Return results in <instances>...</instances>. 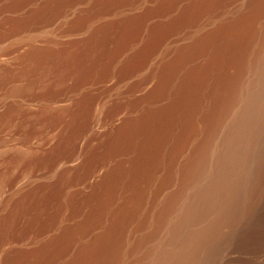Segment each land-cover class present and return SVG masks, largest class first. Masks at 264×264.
Here are the masks:
<instances>
[{"label": "bare ground", "instance_id": "obj_1", "mask_svg": "<svg viewBox=\"0 0 264 264\" xmlns=\"http://www.w3.org/2000/svg\"><path fill=\"white\" fill-rule=\"evenodd\" d=\"M4 53L3 89L59 81L2 117L60 131L0 264H264V0H0Z\"/></svg>", "mask_w": 264, "mask_h": 264}, {"label": "rangeland", "instance_id": "obj_2", "mask_svg": "<svg viewBox=\"0 0 264 264\" xmlns=\"http://www.w3.org/2000/svg\"><path fill=\"white\" fill-rule=\"evenodd\" d=\"M0 57V61L12 63L18 53H4ZM58 76V73L45 69L37 79L21 77L10 82L6 89L0 85V203L10 192L12 184L28 183L43 172V166L32 165L30 162L49 146L60 131L41 121L43 110L37 100L25 99L15 118L2 117L4 108L14 100H21L23 95L40 93L49 84L58 82ZM61 107V103H53L48 109L55 111Z\"/></svg>", "mask_w": 264, "mask_h": 264}]
</instances>
